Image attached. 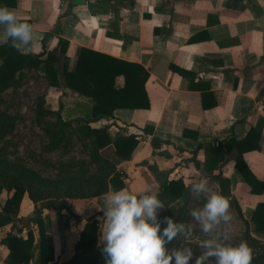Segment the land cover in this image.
Listing matches in <instances>:
<instances>
[{
  "label": "crops",
  "instance_id": "obj_1",
  "mask_svg": "<svg viewBox=\"0 0 264 264\" xmlns=\"http://www.w3.org/2000/svg\"><path fill=\"white\" fill-rule=\"evenodd\" d=\"M0 6L14 9L22 22L32 25L36 42L29 55L55 58L57 87L48 83L41 69L31 71L46 81V109L60 112L64 122L92 119L93 100L70 89L63 76L64 69L75 71L82 49L148 71L150 108L116 109L113 117L89 123L97 129L108 126L112 138L137 137L130 160L119 157L112 145L100 150L114 165L111 175L119 174L125 182L123 189L158 194L165 181L182 178L188 186L197 175L211 178L204 171V148L230 139L242 141L258 128L260 149L243 153L242 160L264 184V0H0ZM123 86L124 77H116L115 87ZM146 128L152 130L151 137L145 135ZM152 138L161 142L158 149L152 147ZM85 141L90 146L89 139ZM237 155L234 149L214 174L221 172L229 180V195L240 216L251 235L264 242V234H255L251 221L256 206L264 204V191L252 193L235 168ZM8 196L1 193L0 211ZM105 199L106 194L70 200L73 217L65 210L43 211V227L54 249L50 264L74 255L91 217L100 221L99 243L104 245ZM35 208L25 195L16 221L0 227V240L11 231L26 238L32 229L37 243ZM9 253L0 243V264H6Z\"/></svg>",
  "mask_w": 264,
  "mask_h": 264
},
{
  "label": "trees",
  "instance_id": "obj_2",
  "mask_svg": "<svg viewBox=\"0 0 264 264\" xmlns=\"http://www.w3.org/2000/svg\"><path fill=\"white\" fill-rule=\"evenodd\" d=\"M41 57L42 55L21 54L10 46V42L0 46V93L20 83L27 71L39 69L43 71L48 83L57 87V70L53 67L55 58L48 55L45 60H41ZM176 71L181 73L180 70ZM63 76L70 89L90 97L94 102L92 119L84 122L81 130L82 136L90 141V158L92 163L98 165V172L87 179L74 178L70 181L51 182L26 167L0 161V195L3 191L9 194L1 207L0 227L12 225L16 221L22 200L27 195L36 206L34 223L39 230L37 243L32 229L27 230L26 238L11 231L0 240V243L5 244L10 251L6 264H50L54 261L51 236L43 227L42 215L45 209L65 210L68 217H73L70 200L99 197L107 194L109 190L118 191L124 188L125 182L119 174L111 175L115 170L114 165L101 157L100 150L112 145L119 157L130 160L138 145L137 137L128 135L112 138L108 126L97 129L91 128L89 123L101 117H113L116 109L150 108V100L145 90L149 73L138 64L82 49L75 71L67 72L64 69ZM118 76L124 77V86L121 88L115 87V79ZM45 111L54 114L61 126L48 144L49 150H56L63 140V129L69 123L62 120L60 112ZM14 126V118L0 111V140L4 139ZM259 132V128L251 129L242 141L230 139L216 146L204 148L206 153L204 171L211 177H216L223 196L230 193V182L222 177L221 172L216 175L214 172L220 169V165L234 149L238 152L235 168L250 185L252 193L261 194L264 191V184L252 176L242 160L243 153L260 149ZM145 135L151 137L152 130L146 128ZM151 144L154 149L161 146V142L156 138L151 139ZM202 148L203 146H198V149ZM194 164L196 167L200 166L198 161ZM157 195L165 205L164 210L158 213V220L162 222L164 217H169L175 223H184L185 207L189 204L191 195L190 185L187 186L182 178L165 181L160 185ZM251 221L254 233L264 234V204L256 206ZM99 224V220L89 218L75 244L74 255L65 262L55 264H105L101 251L104 245L99 243ZM163 227H166V224L161 223V229ZM18 233L21 234V231ZM246 238L250 247L261 250L253 264H263L264 242L252 236L250 230ZM175 241L173 240L167 247L170 249Z\"/></svg>",
  "mask_w": 264,
  "mask_h": 264
},
{
  "label": "clouds",
  "instance_id": "obj_3",
  "mask_svg": "<svg viewBox=\"0 0 264 264\" xmlns=\"http://www.w3.org/2000/svg\"><path fill=\"white\" fill-rule=\"evenodd\" d=\"M0 25V43L10 42L21 54L32 51L36 42L34 29L22 22L14 9L0 6ZM190 192L206 201L190 213L205 237L199 241L203 252L195 258V264H207L209 260H214V264H253L257 254L246 241L228 243L235 231L229 200L213 191L207 178L192 183ZM164 207L151 189L138 194L125 189L106 194L101 210L106 219L101 249L105 264H190L192 248L170 250L167 245L178 237L190 239L192 226L175 223L169 217L158 220V212ZM161 223L166 227L161 229Z\"/></svg>",
  "mask_w": 264,
  "mask_h": 264
},
{
  "label": "rangeland",
  "instance_id": "obj_4",
  "mask_svg": "<svg viewBox=\"0 0 264 264\" xmlns=\"http://www.w3.org/2000/svg\"><path fill=\"white\" fill-rule=\"evenodd\" d=\"M46 87L45 79L38 72L27 71L20 83L0 93V111L15 120L12 131L0 140V161L26 167L51 182L70 181L74 178L87 179L98 172V165L92 163L91 148L82 136L81 129L84 123H69L63 129L60 147L56 150L48 149V144L54 139L53 134L61 126L54 114L45 111L47 110L44 100ZM202 178L207 177L197 175L191 179L197 182ZM207 179L210 188L221 194L216 177ZM224 197L230 202L235 228L228 243L235 245L240 241L247 242L246 236L250 230L248 224L240 216L236 201L229 194ZM205 202L203 196L198 197L191 193L189 204L185 207L184 224L192 226V236L188 240L178 237L170 248V250L192 248L194 255L190 264H195V258L203 252L199 247V241L205 238L190 213L193 208L202 207ZM253 250L256 254L261 252L254 248ZM207 264H214V260H209Z\"/></svg>",
  "mask_w": 264,
  "mask_h": 264
},
{
  "label": "water",
  "instance_id": "obj_5",
  "mask_svg": "<svg viewBox=\"0 0 264 264\" xmlns=\"http://www.w3.org/2000/svg\"><path fill=\"white\" fill-rule=\"evenodd\" d=\"M256 264V263H255ZM263 264H264V262H263Z\"/></svg>",
  "mask_w": 264,
  "mask_h": 264
}]
</instances>
